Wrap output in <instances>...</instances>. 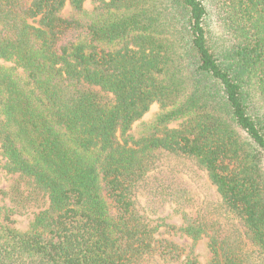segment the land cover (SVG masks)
<instances>
[{
    "label": "trees",
    "instance_id": "1",
    "mask_svg": "<svg viewBox=\"0 0 264 264\" xmlns=\"http://www.w3.org/2000/svg\"><path fill=\"white\" fill-rule=\"evenodd\" d=\"M87 2L0 0V264H264V0Z\"/></svg>",
    "mask_w": 264,
    "mask_h": 264
},
{
    "label": "rangeland",
    "instance_id": "2",
    "mask_svg": "<svg viewBox=\"0 0 264 264\" xmlns=\"http://www.w3.org/2000/svg\"><path fill=\"white\" fill-rule=\"evenodd\" d=\"M90 1L91 0H88V5H90ZM157 109L158 105H153L144 118L148 120ZM5 164L6 160L0 156V205L12 207L15 211L14 218L17 221V225L21 228H26L34 219L36 213L47 207L49 202L47 197L35 193L32 194L33 197L30 199L27 206H18L15 202L16 195L21 194L25 197L31 196V185L28 179L21 177L19 174L9 173L5 169ZM191 174L194 175L193 177L196 179L195 181H193V178H190L191 176L188 174H186L185 178L197 187V192L200 198H203L205 195L213 198L219 197L215 185L210 181L205 171L201 170L199 171V174L191 172ZM138 202L142 208L145 207V198L143 196L138 197ZM150 219L155 224L172 223L180 226L183 223V216L181 213L175 211L174 205H168L162 213L151 215ZM173 237L180 242L192 243L190 239L181 237L180 234H174ZM207 243L208 238L204 237L196 244L195 251H205Z\"/></svg>",
    "mask_w": 264,
    "mask_h": 264
}]
</instances>
